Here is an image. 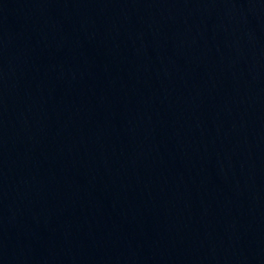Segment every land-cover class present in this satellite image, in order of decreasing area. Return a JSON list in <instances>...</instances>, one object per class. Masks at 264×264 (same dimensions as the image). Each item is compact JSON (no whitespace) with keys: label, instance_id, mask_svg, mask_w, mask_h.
<instances>
[{"label":"water","instance_id":"obj_1","mask_svg":"<svg viewBox=\"0 0 264 264\" xmlns=\"http://www.w3.org/2000/svg\"><path fill=\"white\" fill-rule=\"evenodd\" d=\"M264 50V0H0V199L93 161Z\"/></svg>","mask_w":264,"mask_h":264}]
</instances>
